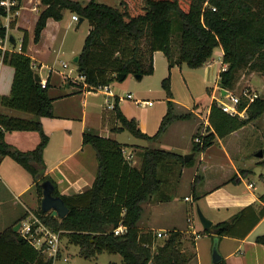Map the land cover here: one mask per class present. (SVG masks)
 <instances>
[{
	"label": "trees",
	"instance_id": "obj_1",
	"mask_svg": "<svg viewBox=\"0 0 264 264\" xmlns=\"http://www.w3.org/2000/svg\"><path fill=\"white\" fill-rule=\"evenodd\" d=\"M40 1L44 9L36 23L35 44L40 42L48 20L61 21L66 10L89 23V33L77 63L83 81L68 83L77 88L76 93L109 87L120 75H153L154 54L163 52L166 56L168 75L162 86L167 93L168 108L157 134L152 137L144 134L136 119L124 117L118 97L109 114L115 133L126 131L138 139L156 142L173 122L191 119V113L177 111L171 91V69L182 64L191 69L204 67L216 48L222 49L223 63L227 66V70L220 73L219 86L223 90L231 93L242 71L258 73L264 78V0H121L119 8L97 0L86 5L72 0ZM3 15L0 8V18ZM4 36L2 26L0 37ZM28 45V32L23 31L21 49L1 54L3 63L14 69V77L10 95L0 96V106L33 118L0 114V164L7 156L20 164L34 178V189L42 200L43 191L35 178L42 172L43 181L50 179L44 176L43 156L49 137L41 119L54 118V99L49 95V80L45 89L35 81ZM172 45L176 46L174 50ZM248 102L246 98L245 103L238 105L240 112H246V117L241 118L224 113L214 101L209 114L211 132L201 137L199 143L194 141L197 138L194 136L192 152L203 153L216 140L258 120L264 114V98L258 97L249 105ZM7 132H35L40 142L33 151L20 152L5 142ZM83 144L92 146L96 152L99 163L96 179L89 190L71 196L59 194L50 180L55 186L54 196L64 200L69 213L61 220L40 208L37 215L43 224L79 247L80 256L87 261L108 253L120 255L121 264H189L195 255L184 248L181 231H169L161 240L157 233L141 230L138 223L142 205L155 197L160 199L165 185L163 175L176 168L191 167L195 160L186 163L180 154L146 148L142 165L137 168L126 159L125 145L114 139L86 130ZM261 152L263 157L257 165L264 167V149ZM250 173L242 171L240 174ZM199 179L198 176L193 184L194 194ZM259 200L262 204L259 210L248 206L230 221L215 225V236L209 232L204 234L219 239H245L264 219V194ZM22 221L23 218L14 226ZM14 226L0 233V264H54V259L47 258L27 239L19 241L21 235L13 231ZM120 227L124 232L115 235ZM256 243L264 246V235L257 237ZM218 264L227 263L222 260Z\"/></svg>",
	"mask_w": 264,
	"mask_h": 264
},
{
	"label": "crops",
	"instance_id": "obj_2",
	"mask_svg": "<svg viewBox=\"0 0 264 264\" xmlns=\"http://www.w3.org/2000/svg\"><path fill=\"white\" fill-rule=\"evenodd\" d=\"M72 1L86 5L91 0ZM97 1L113 8H119L121 3V0ZM43 9L44 6L40 0H21L19 14L12 31L20 33L21 44L23 31L28 32V55L32 59L33 70L40 75L42 81L46 82L49 80V95L54 99V118L41 119L44 132L49 137V143L44 150L43 156L45 163L44 176L55 184L59 194L71 196L83 193L92 187L96 179L99 163L92 146L83 144V133L86 130L97 132L103 138L114 139L125 145L126 159L137 168L142 165V153L146 148L161 149L182 156L193 153V138L199 129L198 123L208 120L210 107L214 101L218 104L227 101V98L222 96V88L219 86L220 73L222 68L226 67L223 63V51L220 61H215L212 57L204 67L200 68L204 73L200 80L207 85L206 95L195 94L193 86L189 85L187 79L183 78L182 80L183 67H188L187 64L175 65L171 69L173 101L177 106L178 113H191V119L173 122L156 142L137 138L140 143H126L120 141V137L118 138L126 131L122 133L113 132L112 129L115 125L109 121L111 117L109 114L113 112L110 106L114 105V101L111 102V100L119 97L112 91V84L109 86L110 92H107V94L99 91L76 93L77 88L69 85L66 80L71 79L73 83H81L83 79L78 74V68L76 67V76L73 73L62 76L48 64L51 51L59 40L63 44L70 37L74 39V36H69L68 34L60 38L63 30L66 29L68 31L73 23L76 22L72 19L74 14L66 10L63 12L61 21L49 19L40 42L35 44L34 31ZM86 21L84 20L81 25L78 24V27H81ZM88 33L89 30L87 35ZM86 36H81V38L77 39V46L79 44L84 45ZM20 49L21 45L17 48H12L11 51H19ZM77 50V47L76 49L74 48L72 54L79 57L81 52L79 53ZM162 54L164 55L163 52L154 54V72ZM64 65L66 64H63V68L68 67L67 65L64 67ZM42 73L45 74L44 77ZM189 75L192 76L193 74L190 73ZM13 77L14 69L10 65L3 63V58L0 54V96L10 95ZM145 77L143 76L142 80ZM194 79L195 77H191V82ZM192 84L197 86L195 82ZM125 100L119 101V107L124 117L129 120L136 119L140 130L144 134L151 137L156 135L167 113V99L165 106L152 115V122L147 121L146 118L142 119V117L127 115V113L123 112L122 104ZM130 100H133L138 106L141 105L136 101L150 102L135 100L134 98ZM148 107H153V105ZM87 112H90L93 116L92 123H88L86 119ZM0 114L24 119L33 118L32 115L2 106H0ZM254 127L255 123L224 139L216 140L213 146L195 156L193 166L176 168L172 173L163 175L165 185L162 188L160 199L153 198L142 205L143 213L138 227L141 230H151L154 233H167L173 230L181 231L183 233L184 248L195 255L189 264H201L197 263L196 259L197 240L202 236L197 237L199 233L196 230L197 222H195L194 217V204L196 207L201 208L200 210H202L204 216L211 220L214 226L230 221L248 206H253L257 210L262 206L259 199L264 193L257 194L258 188L253 180L258 175L257 171L264 168L257 165L260 157L256 153L264 149V137H261V141H259L262 144L260 143L256 147V136L258 133L252 130ZM182 141H184V145L178 144ZM5 142L12 149L26 153L33 151L37 147L40 142V136L35 132H7L5 134ZM240 170L251 173L242 175ZM187 173H190L188 183L184 180ZM198 176L200 179L194 194L192 188ZM34 182V178L30 173L11 157L7 156L2 159L0 164V233L14 226L22 218L25 220L28 213L36 211L40 198L34 189ZM183 188H187L186 192H183ZM186 198H189V200L187 201ZM263 223L264 219L245 239L229 237L219 239L218 237L211 238L206 235L208 237V242L205 244L208 248L207 264H214L212 253L216 240H218V252L222 260L227 264H264V246L256 243V238L264 235V233H258L260 235L256 233ZM203 232L205 231L203 230ZM191 235L194 236V240H192ZM188 245L192 246L191 250ZM222 245H224L223 250H228V245H233L235 247L234 251L228 250L229 254L223 255L225 253L222 251L223 254H221ZM103 255H99L89 262L96 261L98 257ZM114 257L116 256L112 255L114 260L106 258L105 263L103 262L102 264L122 263L121 256V258ZM59 258H62V254H60Z\"/></svg>",
	"mask_w": 264,
	"mask_h": 264
},
{
	"label": "rangeland",
	"instance_id": "obj_3",
	"mask_svg": "<svg viewBox=\"0 0 264 264\" xmlns=\"http://www.w3.org/2000/svg\"><path fill=\"white\" fill-rule=\"evenodd\" d=\"M78 24H79V21L74 22L72 27L69 28L68 31H66V29L63 30L61 37H60L62 38V36H67L68 34L69 36H74V39L73 37H70V39L69 40L66 39L65 43L63 44H61V40H59V42L56 44L54 49L51 51L48 64L49 66L53 67V69L56 72H59L62 76L65 74L67 75L68 73H73V75L76 76L77 64L74 62V59L77 57V55L74 56V54H72V51L74 50V48L76 49V47L79 53L82 51L83 46L82 44H79L77 46V43H78L77 39L81 38V36L85 37L89 30L88 21H86L81 27H78ZM11 35L14 36L16 39V46L13 45L11 49L14 47L15 48L19 47L21 45L20 33H18L17 31L15 32L12 31ZM175 47H176L175 45H172L173 50ZM212 57L214 58L215 61H220L222 57V49L216 48L213 52ZM63 64H66L68 67L63 68ZM183 70H184V74L182 75V80L183 78L187 79V81L189 82V85L193 86V90L195 94L206 95L207 85L203 84L200 80L201 76L204 75L203 71L200 68L191 69L190 67H186V66L183 67ZM190 73H192L193 75L190 76L189 75ZM44 75L45 74L42 73L43 77ZM167 75H168L167 74V60H166V57L162 54L161 58H159L157 68L155 72L153 73V75L146 76L143 80L138 81L137 79H135V75L129 74L125 80L115 81L111 85V89L114 92V94L118 95L119 97H123L126 94H131L135 100L150 101L153 104V107H148L146 105L138 106L135 104L133 100L123 101L122 107H123V112L127 113V115L139 116V117H142V119L146 118L147 121L152 122V119H153L152 115L155 114V112L158 111L160 108L165 106V102L167 99V93L162 86V82L167 77ZM191 77H195L196 80L194 79V81L193 80L192 81L197 83V86H194L192 84L193 82H191ZM69 81L72 83L73 80L71 79L66 80V82H69ZM244 92H249L251 95L256 94L258 97L264 98V78L258 73H250L247 71H242L238 76L235 89L231 91L230 94H232L233 96L239 97L240 101L245 103L246 98L243 96ZM101 93H104V91H102ZM99 100H102V99H99ZM113 101L114 99L111 100V102ZM226 102H228V99ZM248 105H249V102H248ZM87 114L88 115L86 119L88 123H92L93 116L91 115L90 112H87ZM241 115H242L240 116L241 118H245L246 112H242ZM263 115L258 120L252 123V124L255 123V127L252 130L258 133L256 136V139H257L256 147H258V144L260 143L262 144V142H259V141H261V137H264V117ZM135 116L133 117L136 118ZM208 120L206 121L204 120L203 122L198 123L199 129L197 133L195 134V136H197L199 140H201L200 139L201 137L203 138L211 132ZM94 133L98 134L97 132H94ZM119 137H120L119 140L122 142L140 143V141H138L137 138L132 136L129 132H124L121 136H118V138ZM178 144L184 145V141ZM152 149H155V148H152ZM260 152L261 150L256 153L259 154ZM241 172L242 171L240 170V173ZM257 174L258 175L257 177L254 178L253 182L256 184L258 188L257 194H263L264 193V168L258 170ZM189 178H190V173H187L186 176L184 177V180L188 183ZM186 189L187 188H183V192H186ZM154 199H156V197ZM41 201L42 200L39 199L37 203L36 211L33 213L37 218H40L39 215H37V212L41 208ZM182 202H183V198H182ZM193 210H194L195 222H197L196 223L197 233H199L202 236L200 239L197 240L198 242L197 243L198 247L196 250L197 263L207 264L208 263V250H207L208 248L206 247L205 244L206 242H208V237H206V235L204 234L202 230V225L198 219L197 207L195 204L193 205ZM28 215L30 214L28 213ZM162 233L166 234L164 232ZM256 233L257 234L264 233V223L261 225V227ZM191 237H192V240H194V236L191 235ZM188 246H189L188 248L191 250L192 246L191 245H188ZM60 248H61L60 254H62V258H59L58 260H56L55 264H102L106 260V258H111V260H114L111 254L104 253V255L101 257H98L96 261H91V262L85 261L79 254V251H80L79 247L71 245L68 238L66 237L61 238ZM234 248L235 247H233V245H228L229 251H234ZM223 249H224V245H222L221 254H223L222 251H224L225 254L223 255H228L229 251L223 250ZM206 250H207V255H206ZM115 256L116 257L114 258H121L120 255H115ZM195 263H196V260H195Z\"/></svg>",
	"mask_w": 264,
	"mask_h": 264
},
{
	"label": "built area",
	"instance_id": "obj_4",
	"mask_svg": "<svg viewBox=\"0 0 264 264\" xmlns=\"http://www.w3.org/2000/svg\"><path fill=\"white\" fill-rule=\"evenodd\" d=\"M19 0H0V8L4 12V15L0 18V28L3 26L5 28V36L0 37V54L5 52H10L11 47L13 46L10 42L12 24L15 23V20L19 14ZM215 11V9H214ZM72 19L76 22L79 21V17L73 15ZM66 67V65H64ZM227 67L222 68V72L226 71ZM221 72V73H222ZM42 88H46V82L42 81ZM110 92L109 87H104L96 90V92ZM227 92V91H226ZM243 96L249 100V103H253L255 99L258 98L256 94L251 95L249 92H244ZM120 100L132 99L131 94H126L123 97H118ZM225 98L228 99V102L218 104L221 110L231 116H242L239 110L238 105L240 104V98L233 96L229 92L226 93ZM140 105L152 106L151 102H140L136 101ZM111 109H114V105L110 106ZM196 143H199V138L195 139ZM252 187V186H250ZM188 201L189 198H186ZM23 222H21V229L19 231L22 238L27 239L35 249L42 252L47 258L57 260L60 257L61 253V235L60 233L53 232L48 228L40 218H37L33 213H29ZM124 232V228L120 227L115 231V235H120ZM166 234L162 232L157 233L158 239H164ZM199 238L200 235L197 234Z\"/></svg>",
	"mask_w": 264,
	"mask_h": 264
},
{
	"label": "water",
	"instance_id": "obj_5",
	"mask_svg": "<svg viewBox=\"0 0 264 264\" xmlns=\"http://www.w3.org/2000/svg\"><path fill=\"white\" fill-rule=\"evenodd\" d=\"M84 20L85 19L82 17L79 18V25H81L84 22ZM10 42L12 45L16 44V40L14 39L13 36L10 37ZM78 60H79V57H76L74 59V62L77 64ZM34 78L37 83L42 82V78L40 77L38 73L34 74ZM142 78H143L142 75H135V79H137L138 81L142 80ZM125 79H126V75H120L118 77V81H123ZM226 93L227 92L222 89L223 97L226 96ZM195 156H196L195 153L185 155L184 160L186 163H188L189 161L193 160ZM258 157L262 158L263 153L260 152L258 154ZM42 178H43L42 172H40L35 178V180L39 182L40 187L42 188V191H43V198L41 201L42 211L44 213H50L51 216L54 218H59L61 220L64 219L69 213L68 207L66 206L64 200L61 197L54 196V192H55L54 184L50 180L43 181ZM197 215L203 227V230L205 232H209L211 235H216V230L214 229L213 222L204 216V214L202 213L199 207H197ZM20 229H21V223L13 227V231L15 233H19ZM22 240L23 238L19 237V241H22ZM217 246H218V240H216L214 243V248H213V253H212V259H213L214 264H218L222 261V257L218 252Z\"/></svg>",
	"mask_w": 264,
	"mask_h": 264
}]
</instances>
